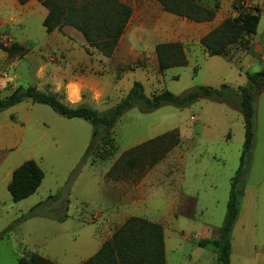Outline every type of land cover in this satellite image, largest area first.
<instances>
[{
    "label": "rangeland",
    "instance_id": "1",
    "mask_svg": "<svg viewBox=\"0 0 264 264\" xmlns=\"http://www.w3.org/2000/svg\"><path fill=\"white\" fill-rule=\"evenodd\" d=\"M245 4L233 1L230 16L261 10ZM226 8L220 13L226 15ZM45 15L35 0L23 5L0 0V43L16 42L27 50L9 57L0 49V98L32 85L69 106L105 114L139 81L148 97L162 89L181 95L199 85L225 84L227 104L203 98L143 112L138 101L108 130L31 100L0 111V264H18L29 253L56 264H79L133 215L165 219L160 225L166 264H209L211 254L200 237L205 224L219 228L225 217L244 140L236 89L247 83V73L264 67V11L247 49L230 47L226 60L204 56L189 44L188 63L163 72L156 68L152 32L126 28L105 57L70 26L46 32ZM170 33L175 34L164 35ZM259 90L255 144L232 228L230 264H264V87ZM169 131L182 143L158 162L144 158L132 164L129 151ZM26 160L35 161L44 177L33 194L13 201L7 185ZM179 190L185 199L175 195Z\"/></svg>",
    "mask_w": 264,
    "mask_h": 264
},
{
    "label": "trees",
    "instance_id": "2",
    "mask_svg": "<svg viewBox=\"0 0 264 264\" xmlns=\"http://www.w3.org/2000/svg\"><path fill=\"white\" fill-rule=\"evenodd\" d=\"M28 0H17L24 4ZM46 8L43 19L46 32L63 26L76 29L85 41L105 57H110L117 47L132 8L121 0H36ZM166 11L190 20L201 22L211 20L218 9L215 1L211 8L203 6L199 0H157ZM240 11L227 16L217 26L202 36L200 45L209 56L227 58L228 49L240 44L247 49L250 37L256 32L259 23V9ZM251 40V39H250ZM0 49L7 56H23L26 48L16 42L9 45L0 43ZM159 69L185 66L187 58L183 45L179 42L158 43L154 47ZM228 60V59H226ZM247 83L238 86V108L243 117L244 140L239 158V166L230 180V189L224 220L218 229L217 237L200 242L215 253V264H230L231 231L239 213V201L243 194L244 179L249 168V161L255 144V92L264 87V67L255 73H247ZM200 85L181 95H175L162 89L148 97L141 82H133L126 95L107 113L100 114L87 106L72 107L55 95L45 93L35 86L20 87L5 97L0 98V111L10 108L25 100L49 106L56 113L67 117H79L88 121L95 128L110 129L117 119L138 101L140 110L150 112L164 104L184 107L199 98H209L218 102L225 101L223 89ZM227 101V100H226ZM179 142L175 131L138 144L130 152L132 164L141 159L158 162L163 155ZM127 154V153H126ZM129 154V153H128ZM127 154V155H128ZM124 157V156H123ZM122 159V157H121ZM44 173L33 160H26L12 171L7 189L13 201H20L33 194L39 187ZM18 264H56L37 253H29L18 259ZM79 264H166L164 254V235L160 224L148 219L130 216L117 227L110 238L99 249Z\"/></svg>",
    "mask_w": 264,
    "mask_h": 264
},
{
    "label": "crops",
    "instance_id": "3",
    "mask_svg": "<svg viewBox=\"0 0 264 264\" xmlns=\"http://www.w3.org/2000/svg\"><path fill=\"white\" fill-rule=\"evenodd\" d=\"M15 1L17 2V0H15ZM29 1H31V0H28L27 2H29ZM121 1L132 8V13H131V16H130L127 24H126L125 30L127 28L131 31H134V32H145V31L149 32V33L152 32L153 33L152 37L156 41V42L154 41V47L158 43L179 42L183 45L185 55H186V51L188 50L187 47L189 48L190 46H188V45L190 44V45H192L191 47H194L195 50L198 49L204 56H207L208 54L204 51L203 47L199 43L200 38L202 36H204L206 33H208L215 26H217L224 18H226L227 16H230V14H232L235 11V9L232 6L233 1H235V0H199V3H201L203 6L208 7V8H211L213 6L214 2L217 1L218 2V9L215 11V15L213 16V18L211 20L196 22V21L188 19L187 17H182V16H179L175 13L166 11L163 8V6L161 5V3H159V1H157V0H121ZM242 2L243 3L245 2L246 3L245 6H248V7L249 6L260 7L261 10H259V13L261 11H264V9H263L264 8V0H242ZM26 3H24V4H26ZM38 4L41 6V9H43V11L45 13H47L46 8L43 7L39 2H38ZM20 5H23V4H20ZM222 6L227 7L225 9L226 15H223L220 13ZM259 17H260V15H259ZM259 21H260V19H259ZM164 32H168V33L169 32H175V34L170 33L169 35H164ZM154 52H155V50H154ZM186 58H187V55H186ZM155 59H156V56H155ZM187 63H188V59H187ZM156 68L158 69L159 72L164 71V70L161 71L159 69L157 59H156ZM262 90L263 89L259 90L258 92H260ZM258 92H257V94H258ZM203 98H205V97H203ZM203 98H199L196 101L203 99ZM206 99H209V98H206ZM209 100H212V99H209ZM196 101H194V102H196ZM212 101H215V100H212ZM215 102H218V101H215ZM222 103L227 104L226 101H222ZM237 109H239V108L237 107ZM170 132H172V131L166 132L164 134H169ZM195 133L197 134L196 131H195ZM164 134L158 135V136L153 137V138L163 136ZM153 138H151V139H153ZM178 139H179V143L181 144L182 138L180 137V135H178ZM141 143H143V142H141ZM141 143H139V144H141ZM165 192H166V194H168L171 197V194L169 192H167L166 189H165ZM178 193L179 194H175V195L181 196L180 190ZM181 197L183 198V196H181ZM142 198H140V200ZM183 199H185V198H183ZM171 209H172V207H169L167 209V211L165 213L166 214L165 217H168V215L171 213ZM142 218H144V217H142ZM145 219H147V218H145ZM163 221H165V219H161L159 223L155 222V221H152V222L161 224V222H163ZM236 223H237V221L235 222L233 229L235 228ZM218 229L219 228L212 229L211 227L207 226V224H205L204 229H203V233L201 234L200 238H202V239H214L217 237ZM232 233H233V230L231 231V252H232V247H233ZM202 248L208 249L206 247H202ZM209 250L210 249H208V252H209V254H211V261L209 262V264H215L216 258L214 259L212 256V254H215V253H213L212 250H210V251ZM164 254H165V244H164ZM165 261H166V259H165Z\"/></svg>",
    "mask_w": 264,
    "mask_h": 264
},
{
    "label": "bare ground",
    "instance_id": "4",
    "mask_svg": "<svg viewBox=\"0 0 264 264\" xmlns=\"http://www.w3.org/2000/svg\"><path fill=\"white\" fill-rule=\"evenodd\" d=\"M71 97H72L73 99H76V98L78 97V93H77L76 90H73V91L71 92Z\"/></svg>",
    "mask_w": 264,
    "mask_h": 264
}]
</instances>
